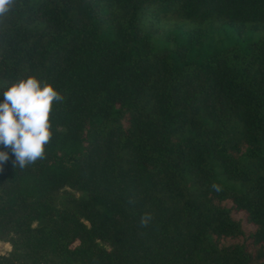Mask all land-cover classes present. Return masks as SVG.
<instances>
[{
	"label": "trees",
	"instance_id": "trees-1",
	"mask_svg": "<svg viewBox=\"0 0 264 264\" xmlns=\"http://www.w3.org/2000/svg\"><path fill=\"white\" fill-rule=\"evenodd\" d=\"M29 75L64 100L0 145V264H264V0H17L0 102Z\"/></svg>",
	"mask_w": 264,
	"mask_h": 264
},
{
	"label": "clouds",
	"instance_id": "clouds-1",
	"mask_svg": "<svg viewBox=\"0 0 264 264\" xmlns=\"http://www.w3.org/2000/svg\"><path fill=\"white\" fill-rule=\"evenodd\" d=\"M17 0H0V25L13 11ZM0 102V145L10 148L15 156L14 167L21 169L46 158V146L53 138L51 115L56 103L64 100L53 84L34 75L18 78L2 93ZM9 159L7 151H0V171ZM214 191H221L213 184ZM132 201H130L131 203ZM153 220L149 212L139 224L147 228Z\"/></svg>",
	"mask_w": 264,
	"mask_h": 264
},
{
	"label": "rangeland",
	"instance_id": "rangeland-1",
	"mask_svg": "<svg viewBox=\"0 0 264 264\" xmlns=\"http://www.w3.org/2000/svg\"><path fill=\"white\" fill-rule=\"evenodd\" d=\"M76 194L79 195V192H75L74 190L64 189L55 192L54 196L58 204H63L66 202V195L67 194ZM11 250V246L8 241L4 239H0V254H6Z\"/></svg>",
	"mask_w": 264,
	"mask_h": 264
}]
</instances>
